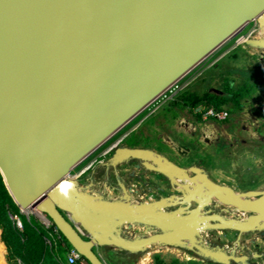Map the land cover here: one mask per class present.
<instances>
[{
    "label": "water",
    "instance_id": "95a60500",
    "mask_svg": "<svg viewBox=\"0 0 264 264\" xmlns=\"http://www.w3.org/2000/svg\"><path fill=\"white\" fill-rule=\"evenodd\" d=\"M255 21L264 29V0H0V174L14 204L44 215L89 264H105L96 248L118 222H175L140 242L112 241L130 251L187 239L205 218L153 213L164 202L145 205L148 214L106 204L68 177ZM152 160V170L184 175L161 156ZM193 173L208 203L257 216L239 229L264 223V194L236 195ZM3 234L0 225V264H11ZM200 251L219 264L233 261L226 252Z\"/></svg>",
    "mask_w": 264,
    "mask_h": 264
},
{
    "label": "rangeland",
    "instance_id": "374dc122",
    "mask_svg": "<svg viewBox=\"0 0 264 264\" xmlns=\"http://www.w3.org/2000/svg\"><path fill=\"white\" fill-rule=\"evenodd\" d=\"M264 29L258 21L248 24L190 74L182 79L156 103L150 106L114 137L107 141L68 177L83 194L106 204L126 203L135 212L183 213L182 219L205 218L193 227L187 239L175 245L155 244L129 253V259L139 264L149 254L163 257L167 264H205L214 262L200 251L224 250L241 243L238 255L247 254L249 264H264V223L253 230L242 231L240 225L255 221L256 215L243 213L208 201V190L201 182L191 181L193 169L236 195L255 191L264 194ZM228 83L238 89L245 83L253 85V93L242 101V108L232 103L224 121L199 116L200 110L187 106L183 97H200L209 92H226ZM133 142V146L130 145ZM142 150L143 158L132 157L130 150ZM152 156L178 165L183 176H169L150 167L157 164ZM204 204V206H202ZM20 209V208H19ZM20 215L41 225L36 210H22ZM11 219V215L9 214ZM13 227L18 230L11 219ZM174 221L155 224L121 223L110 234L105 259L113 247L123 250L112 241L140 242L168 232ZM110 237V239H109ZM109 254V255H108ZM9 258V252H8ZM258 255V257H256ZM191 259V260H189ZM10 260V259H9ZM197 260V261H194ZM11 264H19L11 261ZM124 260L121 259L122 264ZM152 263V264H153ZM232 264H238L233 261Z\"/></svg>",
    "mask_w": 264,
    "mask_h": 264
},
{
    "label": "trees",
    "instance_id": "16d2710c",
    "mask_svg": "<svg viewBox=\"0 0 264 264\" xmlns=\"http://www.w3.org/2000/svg\"><path fill=\"white\" fill-rule=\"evenodd\" d=\"M253 93V85L245 83L238 89L232 87V83H228L226 92H209L205 96L195 94L185 95L184 102L193 110H202L199 116L204 115L207 110L214 109L218 112L230 111L226 107L232 103L237 108H242V101ZM133 146V142H130ZM10 215L20 216L23 221V230L18 231L13 227ZM0 225L3 228V238L6 242L9 252V259L19 264H66L68 249L71 246L66 242V246L58 244L57 247L51 245L50 230L43 228L34 220H28L25 216L20 215V209L17 207L10 197L3 179L0 174ZM133 252L128 249L121 251H109L113 256L121 257L124 262L122 264H134L129 259V253ZM87 264H89L86 261ZM153 264H167L163 257L157 255L154 257ZM174 264H183L176 262Z\"/></svg>",
    "mask_w": 264,
    "mask_h": 264
},
{
    "label": "built area",
    "instance_id": "2783aa9c",
    "mask_svg": "<svg viewBox=\"0 0 264 264\" xmlns=\"http://www.w3.org/2000/svg\"><path fill=\"white\" fill-rule=\"evenodd\" d=\"M206 118H212L219 121H224L229 117V113L226 111L218 112L214 109H209L205 113ZM41 221V226L47 230H50V240L48 241L51 245H54L55 247L58 246V244H62L63 246H66V242L62 234L59 232V230L52 225V223L44 216L39 215L38 216ZM11 219L14 221L16 227L20 230H23V221L20 216L11 215ZM30 221L31 218H28ZM66 264H87L85 259L73 248L68 249V255H67V263Z\"/></svg>",
    "mask_w": 264,
    "mask_h": 264
},
{
    "label": "crops",
    "instance_id": "0c3cea01",
    "mask_svg": "<svg viewBox=\"0 0 264 264\" xmlns=\"http://www.w3.org/2000/svg\"><path fill=\"white\" fill-rule=\"evenodd\" d=\"M242 231H247V230H253V229H240ZM112 234H115V233H112ZM110 239V237H109ZM240 245H242L241 243H236L235 245L233 246H227L224 250H216V252H226L228 255H230L233 259V261H236L238 264H249L250 260H249V257L247 254H241V255H238V253L236 254L235 251L238 252V249L237 247H239ZM109 245H104V246H98L96 248V253L98 254V256L102 259V258H105L104 254L108 253L106 247H108ZM113 251H120L119 249L117 248H114L112 249ZM109 255V254H108ZM152 256L151 254H149V256H146L144 259H142V261L139 263V264H152L153 263V259H152ZM258 257V255L256 256ZM191 260V259H189ZM104 261V260H103ZM105 261H107L106 263L107 264H118L119 262H121V257L119 256H109V258L105 259ZM194 261H197V260H194ZM232 261V262H233ZM203 264H205V261H201ZM210 264H219L217 262H212ZM232 264V263H231Z\"/></svg>",
    "mask_w": 264,
    "mask_h": 264
}]
</instances>
